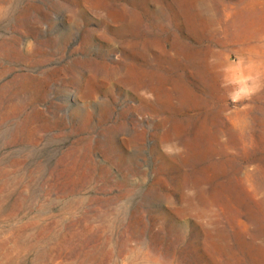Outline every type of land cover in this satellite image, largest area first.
<instances>
[{"label":"rangeland","instance_id":"374dc122","mask_svg":"<svg viewBox=\"0 0 264 264\" xmlns=\"http://www.w3.org/2000/svg\"><path fill=\"white\" fill-rule=\"evenodd\" d=\"M0 264H264V0H0Z\"/></svg>","mask_w":264,"mask_h":264}]
</instances>
